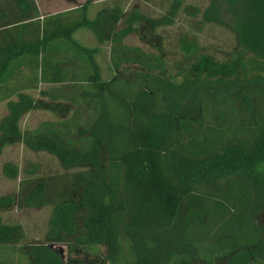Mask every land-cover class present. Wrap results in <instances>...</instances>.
<instances>
[{"label":"trees","instance_id":"trees-1","mask_svg":"<svg viewBox=\"0 0 264 264\" xmlns=\"http://www.w3.org/2000/svg\"><path fill=\"white\" fill-rule=\"evenodd\" d=\"M94 2L44 15L36 0H0V155L23 144L63 168L40 176L29 164L17 194L0 195L1 211L52 207L25 257L64 264L54 246L65 245L66 264H264V0H210L203 10L170 0L157 18L117 6L92 16ZM180 13L230 29L233 57L201 54L173 73L161 52L123 44L136 23L155 31ZM81 28L96 46L75 37ZM107 42L113 69L141 71L104 79L96 59ZM179 47L200 52L185 37ZM37 108L59 119L22 129ZM3 174L17 179L20 168L8 162ZM24 238L22 224L0 217V250ZM98 245L105 256L79 257Z\"/></svg>","mask_w":264,"mask_h":264},{"label":"rangeland","instance_id":"rangeland-1","mask_svg":"<svg viewBox=\"0 0 264 264\" xmlns=\"http://www.w3.org/2000/svg\"><path fill=\"white\" fill-rule=\"evenodd\" d=\"M40 12L44 15L58 13L76 6L82 5L86 0H36ZM170 0H95L92 9V16L96 14L102 7L112 8L120 7L127 16L132 11L149 17H160L166 13ZM210 3V0H184V5L198 6L202 10ZM90 17V16H89ZM91 18V17H90ZM125 19L119 25V29L125 27ZM135 30L123 39L126 46L139 47L147 54L164 55V64L168 72L176 73L180 70L188 69L190 64L201 54H208L217 61H228L233 57L237 49V41L234 33L227 27L218 24L201 23L200 17H189L184 13H180L172 25L161 27L155 31H150L149 27L143 22L135 24ZM87 28H81L76 32L79 40H85L83 44L87 46L97 45L96 39L87 32ZM80 35V38H79ZM187 38L195 41L199 45L200 52L197 56L189 58L179 47L181 38ZM107 48H101L97 55V64L102 77L105 79L114 78L116 76H131L134 72L141 71L139 63H124L119 70L112 68L111 43L104 44ZM160 49V50H159ZM49 86H42V89ZM33 96L38 100L42 98L39 90L31 91ZM44 101H47L44 99ZM72 111V110H71ZM7 113L5 103H0V119ZM70 117V115L68 116ZM59 117L48 110L37 108L30 113L24 115L20 122L22 129H34L42 121H56ZM11 162L17 164L20 168V175L17 179H8L3 174L4 164ZM29 164H35L39 167L40 176H48L63 171L58 158L47 152H34L25 147L23 144H14L7 147L0 155V195L17 194L20 179L24 177V169ZM52 207H44L40 209L30 208H14L10 211H1L0 217L6 224L20 223L25 230V238L20 245L13 248L0 250V264H31L24 251L30 244L42 242L48 228V220L50 218ZM64 258V264L71 257L68 248L65 245H55ZM86 251V250H85ZM89 252V253H88ZM94 252V255H93ZM90 253L93 255H90ZM107 254L105 246L98 245L95 250H90L79 256L81 259L88 257L90 260L95 257H103ZM7 259V260H6ZM10 259L11 261H9Z\"/></svg>","mask_w":264,"mask_h":264}]
</instances>
